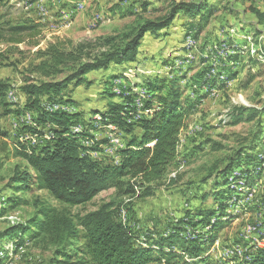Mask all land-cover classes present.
<instances>
[{
  "label": "rangeland",
  "instance_id": "1",
  "mask_svg": "<svg viewBox=\"0 0 264 264\" xmlns=\"http://www.w3.org/2000/svg\"><path fill=\"white\" fill-rule=\"evenodd\" d=\"M177 1L210 4L196 35L194 31L187 34L185 18L176 20L166 31L146 34L133 66L114 65L89 72L76 91L79 100H74L72 106H64L73 107L66 109L71 112L78 109L86 122L91 120L98 127L93 132L95 140L116 133L124 143L129 134L115 126L114 131L97 126L90 118L94 113L88 115L93 109L104 110L112 101L120 103V98L110 97L112 92H121L111 89L113 80H120L123 89L137 93L133 104L136 101L144 104L148 95L142 85L147 78L181 77L183 98H188L193 107L188 110L185 127L180 132L177 157L160 180L141 188L137 185L138 192L133 197L117 196L115 189L109 188L91 201L68 209L84 214L113 201L116 217L129 226L136 243L148 245L158 235L170 232L186 211H191L186 219L196 220L194 209H213L217 214L218 204L224 203L226 217L222 218L226 223L218 228L213 245L200 258L184 257L190 264H251V253L264 243L259 239L264 233V111H260L264 109V54L260 51L264 47V27L253 12L264 10V0H0V85L7 87L0 90V232L9 223L31 217L41 204L62 207L34 183L26 190H18L17 184L10 180L15 172L28 169L23 159L13 156L15 143H38L32 140L38 136L52 141L47 128L19 131L28 125L33 127L29 122L35 117L34 110L24 108L28 96L23 87L61 80L75 66V63L62 65L59 72L45 75L38 69L42 52L49 44L58 42L66 51L80 44L77 50H81L83 57L96 53L103 38L129 31L143 20L163 18ZM20 25L32 28L22 32L10 30ZM186 55L188 62L183 67L172 68L173 63L183 62ZM208 67L211 68L205 78L198 79V73ZM219 67L231 78L225 80V75L219 74L224 83H204L213 77L220 80L216 74ZM73 87L74 83L68 85L62 95L72 97ZM9 91L16 98H9ZM51 100L44 98L39 102ZM239 107H253L260 113L251 121L233 123L232 114ZM138 115H144V111L137 112L134 118L138 119ZM77 125L82 129V125ZM19 132L20 136L16 134ZM31 135V139L25 140ZM247 153H252L253 159L248 160ZM91 155L110 162L115 152H91ZM239 156L247 161L233 166L226 180H222L220 171L233 165L230 163ZM216 181L221 185H215ZM145 187L151 188L150 194L141 196ZM222 190L227 194L214 196ZM207 230V226L197 225L194 230L189 227L184 235L193 237ZM15 243L0 240L1 264H49L52 247L26 238L20 246Z\"/></svg>",
  "mask_w": 264,
  "mask_h": 264
},
{
  "label": "trees",
  "instance_id": "2",
  "mask_svg": "<svg viewBox=\"0 0 264 264\" xmlns=\"http://www.w3.org/2000/svg\"><path fill=\"white\" fill-rule=\"evenodd\" d=\"M209 9L207 1H177L163 18L146 19L129 31L105 37L99 51L84 54V57L81 50H77L80 44L72 51L62 49L58 42L47 46L38 66L43 74L57 73L60 66L69 63H75V66L61 80L42 81L23 87L28 96L24 108L34 110L35 117L29 123L33 127L26 123L28 126L19 131L23 133L35 131L32 129L34 127L47 128L52 141L41 139L38 143H15L13 156L23 159L28 169L15 172L10 180L17 184L15 188L18 190H26L34 183L37 189L45 190L62 207L41 204L25 221L7 224L0 232V240L9 239L20 246L26 238L29 242L50 246L53 254L49 264H190L184 255L195 260L213 245L218 228L226 223L222 218L226 217L223 213L224 203L218 204L217 214L213 209H194L198 217L196 220L186 219L191 213L190 210L186 211L184 218L178 219L170 232L158 235L148 245L136 243L129 226L116 217L113 201L102 203L97 209L84 214L71 213L68 209L91 201L99 192L109 188H114L117 196L133 197L138 192L137 185L141 188L164 176L167 166L177 157L180 132L185 127L188 110L193 107L188 98H183L179 83L181 77L169 80L147 78L144 81L142 86L148 95L144 106L153 109L148 116L134 118L137 111L133 102L137 93L130 92L129 88H122L119 94L111 93L110 97L120 98V103L112 101L104 110L90 111V114L94 113L93 121L95 116L100 117V126L111 131L117 128L129 134L124 145L116 149L119 156L117 161L109 162L104 157L101 159L91 155V152H102L101 148L106 146L108 140H95L93 132L98 127H94L91 120L87 123L81 111L71 112L47 104L56 101L61 106H72L75 101L62 95V90L68 85L82 84L83 76L89 72L133 62L146 34L166 31L176 20L187 19L183 23L188 29L187 34L194 31L196 35ZM253 12L258 23L264 27V10L256 9ZM30 28L20 25L10 27V30L22 32ZM260 51L264 54V47ZM210 68L199 72L197 78L204 79ZM222 71L224 68L219 67L217 76L225 75V80L230 77L227 71L225 74ZM214 81L224 83L223 79L217 80L216 77L204 83L213 85ZM6 88L0 85V90ZM44 98L52 100L40 103L39 99ZM260 111L262 113L264 109ZM260 111L253 107H239L232 114V122L251 121ZM77 124L82 125V129L75 126ZM20 132L16 134L20 136ZM84 141H88V144H84ZM246 157L248 160L253 159L252 153H247ZM238 158L230 163L233 165H227L220 171L222 180H226L233 166L242 160L247 161L243 159L245 157ZM245 172L249 173V170ZM219 184L216 181L215 185ZM225 184L223 181L222 185ZM148 189L151 188L145 187L140 195H149ZM225 194L227 191H216L214 196ZM211 218H214L213 221H210ZM197 225L207 226L208 230L193 237L184 235L189 227L194 230ZM259 239L264 240V233ZM251 254V264H264V243Z\"/></svg>",
  "mask_w": 264,
  "mask_h": 264
},
{
  "label": "built area",
  "instance_id": "3",
  "mask_svg": "<svg viewBox=\"0 0 264 264\" xmlns=\"http://www.w3.org/2000/svg\"><path fill=\"white\" fill-rule=\"evenodd\" d=\"M68 14H65L64 16V20H66ZM190 43V42H187ZM188 62V55H186L185 59H183V62H175L172 64V68L173 67H177V68H181L183 67L186 63ZM213 68V67H212ZM121 81L118 79H114L113 80V85L111 87L112 90L117 91V90H122L123 85H120ZM48 106H54L56 108H65V109H71L73 107H64L61 106L59 102L53 101L52 103H47ZM135 108H144V115H138L139 116H148L152 113L153 109H147L145 108L143 103L140 104H133ZM31 115V113L29 112V116ZM136 119V118H135ZM95 125L99 126V123L96 122ZM77 126V125H75ZM46 137V136H44ZM47 138V137H46ZM108 142L106 143V151H103V153L108 154V153H114V161L119 160V156L116 154V147H119V145H124V143L121 142V140L119 139L118 135L116 133H110L107 137ZM28 139H31L30 136H28ZM41 139H43V137L38 136V139H32V140H36L37 142H39ZM84 142H88V141H84Z\"/></svg>",
  "mask_w": 264,
  "mask_h": 264
},
{
  "label": "crops",
  "instance_id": "4",
  "mask_svg": "<svg viewBox=\"0 0 264 264\" xmlns=\"http://www.w3.org/2000/svg\"><path fill=\"white\" fill-rule=\"evenodd\" d=\"M41 2V4H40V6H42V7H44V3L42 2V1H40ZM73 2V1H72ZM82 8V7H81ZM76 9H79V8H76ZM140 55V54H139ZM138 55V56H139ZM133 62H126V63H124V64H122V65H115V66H117V67H125V66H127V65H130V66H133ZM114 66V65H113ZM79 88H81V84L79 85V86H74L73 87V91L71 92V94H72V97H70L73 101L75 100H79V98L77 97V90L79 89ZM74 111H79L78 109H76V108H74ZM89 116H91V114L89 113L88 114ZM84 117V116H83ZM90 118H92V116L90 117ZM84 119V118H83ZM78 126V125H77Z\"/></svg>",
  "mask_w": 264,
  "mask_h": 264
},
{
  "label": "bare ground",
  "instance_id": "5",
  "mask_svg": "<svg viewBox=\"0 0 264 264\" xmlns=\"http://www.w3.org/2000/svg\"><path fill=\"white\" fill-rule=\"evenodd\" d=\"M7 95H8V97L9 98H12V99H14V98H16V96H15V94H14V92L13 91H9V93H7ZM135 104H140V102L139 101H136L135 102ZM136 109V111L137 112H143L144 111V109H142V108H135ZM27 118H28V120H30V117L27 115ZM94 119H95V123L96 122H100V117L99 116H95L94 117ZM29 123H31V122H29ZM112 128V127H111ZM25 139H27L28 137H24ZM32 138V137H31ZM34 143V142H33ZM87 143V142H86ZM122 145H119V147H121ZM119 147H116V149L117 148H119ZM102 151H106V146H104V147H102Z\"/></svg>",
  "mask_w": 264,
  "mask_h": 264
}]
</instances>
